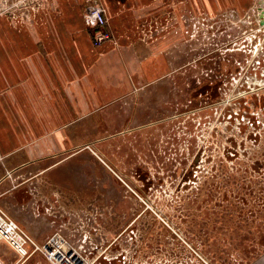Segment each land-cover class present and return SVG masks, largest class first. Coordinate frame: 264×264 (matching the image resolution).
I'll list each match as a JSON object with an SVG mask.
<instances>
[{"label":"rangeland","instance_id":"1","mask_svg":"<svg viewBox=\"0 0 264 264\" xmlns=\"http://www.w3.org/2000/svg\"><path fill=\"white\" fill-rule=\"evenodd\" d=\"M119 1L0 0V18L41 19L45 33L48 19L77 18L87 27V9L105 8L113 38L97 46L89 28L92 59L77 64L105 66L99 47L120 50L122 39L157 51L138 59L133 82L127 72L107 74L123 99L109 106L111 121L90 123L92 137L77 130L76 152L85 150L66 175L74 206L55 196L39 214L33 185L0 207L39 245L68 240L80 264H264V61L238 40L247 26L224 9L255 0H190L203 5L186 13L174 0L156 18L153 8L137 16ZM117 19L121 33L111 25ZM6 259L20 257L11 251Z\"/></svg>","mask_w":264,"mask_h":264},{"label":"crops","instance_id":"2","mask_svg":"<svg viewBox=\"0 0 264 264\" xmlns=\"http://www.w3.org/2000/svg\"><path fill=\"white\" fill-rule=\"evenodd\" d=\"M172 2L177 3L174 0L160 4L156 0H121L116 7L126 4L136 10L137 16L142 6L153 8L151 17L156 18L161 8L170 11ZM178 3L183 13L203 5L201 1L190 0ZM247 5L224 9L228 17L238 20L253 2ZM243 7L241 13L237 8ZM141 17L144 18L140 16L136 20ZM47 21L50 29L45 33L41 19L13 22L0 18V206L7 208L5 205L15 191L32 193L30 188L34 185L35 209L42 215L48 208L45 203L52 202L55 196L67 208L70 201L74 206L75 186L66 175L73 168L72 160L77 153L85 150L80 148L76 152V132L83 130L82 137H92L90 123L97 119L111 121L109 106L123 99L124 94L115 96V81L114 86L107 85V74L127 72L133 82L131 74L138 78L141 72L138 59L157 56L156 45L122 39L120 50L111 44L99 47L106 58L105 66L100 65V60L93 66L77 64V59H92L89 28L81 19L72 17ZM121 22L117 19L111 24L118 33ZM170 35L169 32L162 40L163 46L172 41ZM109 62L113 64L108 65ZM119 81L123 82L121 90L124 91L126 81ZM1 245L8 249L5 253L0 251L7 261L6 256L13 250L6 244ZM20 264L47 263L36 255Z\"/></svg>","mask_w":264,"mask_h":264},{"label":"built area","instance_id":"3","mask_svg":"<svg viewBox=\"0 0 264 264\" xmlns=\"http://www.w3.org/2000/svg\"><path fill=\"white\" fill-rule=\"evenodd\" d=\"M238 20L247 26L238 40L251 43L248 49L253 58L257 54L262 56V59L258 57L257 63L264 61V0H255L250 9ZM85 22L87 27L94 31L95 45L100 46L112 40L113 35L106 28L108 22L105 8L102 6L89 7ZM235 42H237L236 38H233L232 45ZM1 244H6L18 254L20 260L15 264L28 260L36 253H40L49 264H80L79 254L68 240L62 239L59 242L56 237H52L46 243L39 245L0 207ZM0 264L11 263L6 262L0 255Z\"/></svg>","mask_w":264,"mask_h":264},{"label":"trees","instance_id":"4","mask_svg":"<svg viewBox=\"0 0 264 264\" xmlns=\"http://www.w3.org/2000/svg\"><path fill=\"white\" fill-rule=\"evenodd\" d=\"M1 255V254H0ZM2 256V255H1ZM3 257V256H2ZM3 259H4V257H3ZM5 260V259H4ZM6 261V260H5ZM7 262V261H6Z\"/></svg>","mask_w":264,"mask_h":264}]
</instances>
